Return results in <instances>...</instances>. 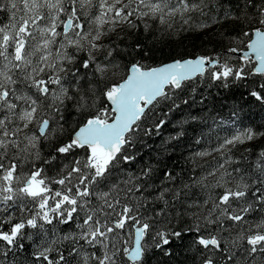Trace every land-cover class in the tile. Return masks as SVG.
<instances>
[{"label":"snow or ice","instance_id":"6c2138e0","mask_svg":"<svg viewBox=\"0 0 264 264\" xmlns=\"http://www.w3.org/2000/svg\"><path fill=\"white\" fill-rule=\"evenodd\" d=\"M208 7V0H0V264H15L8 258L27 251L25 236H46L54 221L69 231L41 237L32 264H152L177 253L182 264H264V150L254 165L233 155L255 140L251 129L217 136L215 147L198 152L219 153L203 176L175 165L120 175L122 161L135 159L126 150L137 133L166 125L154 119L157 108L190 107L181 96L195 94L209 69H218L212 81L260 76L249 95L264 101V0H237L240 14L225 13L235 27L260 26L243 32L257 61L252 73L202 55L158 67L132 62L120 81L107 82L122 55L113 36L133 38L123 56L151 59L149 36L167 34L178 16L184 24L206 16ZM45 144L51 151L42 156Z\"/></svg>","mask_w":264,"mask_h":264},{"label":"trees","instance_id":"16d2710c","mask_svg":"<svg viewBox=\"0 0 264 264\" xmlns=\"http://www.w3.org/2000/svg\"><path fill=\"white\" fill-rule=\"evenodd\" d=\"M236 3L237 0H208L209 7L205 9L208 13L206 16L193 14L188 24H184L181 19L182 22L179 24L181 26L175 25L168 30L167 34L158 31L155 37L149 36L145 42L149 46L155 44L156 49L151 59L141 61L139 57L123 56L127 45L133 43V38L130 35H124L123 42L113 39L115 43L119 44L118 51L122 55L115 56L114 53V63L118 66L109 69L116 72L117 77L110 79L107 76V82L110 84L112 81H120L132 62L139 61L146 67H157L171 62L173 59H188L202 55L219 59L221 63H228L234 68L243 65L248 73H252L253 63L245 64L228 51L232 47L237 48L238 51L246 49L249 39L243 35V32L247 31L251 35L252 28L260 27L255 24L235 27L232 19L225 18V13L240 14V10L235 7ZM214 18L218 22H214ZM3 19L4 14L0 13V20ZM202 23L209 25L208 33H202L203 28L198 27ZM140 38L144 39V34H141ZM216 70L218 69H210L205 73L203 79H198V88L195 94L191 93V89L182 94L181 99H188L190 107L182 106L181 110L171 112L163 104L157 108L154 119H164L167 121L166 125L163 126L159 134L154 128L150 135L145 134L146 129L144 128L137 133L132 146L126 150L127 154L132 155L135 159L128 163L122 161L120 166L122 177H127L129 173L139 174L140 170L147 166L159 170L165 165L170 169L175 165V171L180 172L183 169L185 175L203 176L209 170L208 165L213 161V158H219V153H212L207 160H203L197 153L215 147L218 143L217 136L222 140L248 129L257 133L256 138L262 139L239 145L233 150V155L237 159L241 154L249 156L250 160L247 163L255 164L259 153L264 150V136L259 135L264 133V101H257L249 93L255 88L253 82L262 78L257 75H249L246 81H234L232 78L228 81H212L211 72ZM225 83H228L229 86L224 87ZM164 113L168 115L165 116ZM183 121L187 122L181 123ZM229 122H232V125H229ZM151 124L150 121L148 127H151ZM179 133H183V135H178ZM172 137L177 138L171 139ZM197 140L201 142L197 143ZM209 140L211 143L208 142ZM245 148L250 151H245ZM50 151L51 148L45 144L41 155ZM36 163L39 165L40 161H36ZM208 182L214 183L215 181L208 177ZM196 191L202 197L209 194L207 189L201 192L197 188ZM211 191L221 192L222 189ZM259 219L260 217L257 216L254 221L250 222L255 223ZM54 227L55 233L52 231ZM45 229L48 230L46 236L44 233H41L40 237L33 235L31 240L25 236L23 243L27 251H18L14 256L10 255L8 260L15 259V264H32L31 254L42 243L41 237L50 240L54 238V235L62 236L69 231L67 226L57 224L55 221L53 225H45ZM37 231L27 229L28 233ZM237 231L239 229L232 232V238L235 237ZM45 246L47 245L45 244ZM59 246L57 245V247ZM157 260L165 261L166 264H182L184 256L177 253L173 260L158 256L152 261V264H157Z\"/></svg>","mask_w":264,"mask_h":264},{"label":"rangeland","instance_id":"374dc122","mask_svg":"<svg viewBox=\"0 0 264 264\" xmlns=\"http://www.w3.org/2000/svg\"><path fill=\"white\" fill-rule=\"evenodd\" d=\"M181 18L178 16L177 18H176V23L174 24V26L175 25H179V24H181ZM173 26V27H174ZM179 26H181V25H179ZM209 28H203L201 31H202V33H208L209 32ZM124 35H126V34H123V36ZM113 39H117V37L116 36H113ZM110 42H112V41H110ZM107 76H109V78L110 79H115L116 77H117V74H116V72H114V71H111L110 69L108 70V73H107ZM229 125H232V122H229ZM258 138H255V140H257ZM262 138H259L258 140H261ZM255 140H253V141H255ZM253 141H247L246 143L248 144L249 142L251 143V142H253ZM210 156L211 155H207V156H204V157H202L203 158V160H207L208 158H210ZM218 175V174H217ZM209 178H211V179H213L212 177H209Z\"/></svg>","mask_w":264,"mask_h":264},{"label":"water","instance_id":"95a60500","mask_svg":"<svg viewBox=\"0 0 264 264\" xmlns=\"http://www.w3.org/2000/svg\"><path fill=\"white\" fill-rule=\"evenodd\" d=\"M252 39H255V36L254 35H252ZM250 42V41H249ZM248 42V43H249ZM248 45V44H247ZM245 53H248L251 57H252V60H251V62L254 64V67H253V69L256 67V65H257V61H256V59H255V56H254V54H252L251 52H250V50L248 49V47L246 46V49H244V50H242V51H237V52H235V53H232V55L233 56H235V57H237V58H239L241 61H243L242 59H241V57H243L244 56V54ZM196 58V57H195ZM188 59H194V58H188ZM172 62V61H171ZM244 62V61H243ZM168 63H170V62H168ZM163 65V64H162ZM161 66V65H160ZM158 67V66H157ZM207 67V66H206ZM210 70V69H209ZM253 71V70H252ZM258 76V75H257Z\"/></svg>","mask_w":264,"mask_h":264}]
</instances>
